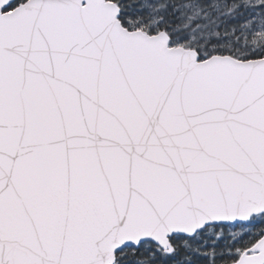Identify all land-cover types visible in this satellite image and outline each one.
<instances>
[{"label": "snow or ice", "instance_id": "snow-or-ice-1", "mask_svg": "<svg viewBox=\"0 0 264 264\" xmlns=\"http://www.w3.org/2000/svg\"><path fill=\"white\" fill-rule=\"evenodd\" d=\"M0 264H264V0H0Z\"/></svg>", "mask_w": 264, "mask_h": 264}]
</instances>
